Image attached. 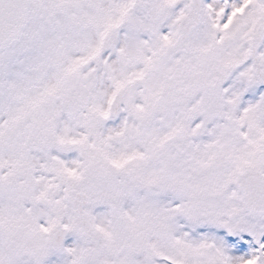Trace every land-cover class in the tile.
Listing matches in <instances>:
<instances>
[{
    "label": "snow or ice",
    "instance_id": "snow-or-ice-1",
    "mask_svg": "<svg viewBox=\"0 0 264 264\" xmlns=\"http://www.w3.org/2000/svg\"><path fill=\"white\" fill-rule=\"evenodd\" d=\"M0 264H264V0H0Z\"/></svg>",
    "mask_w": 264,
    "mask_h": 264
}]
</instances>
